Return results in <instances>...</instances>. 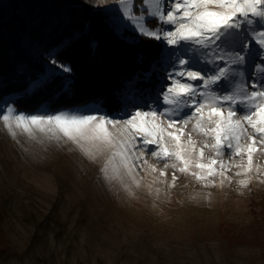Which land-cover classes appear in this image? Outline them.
<instances>
[{"label":"rangeland","instance_id":"rangeland-1","mask_svg":"<svg viewBox=\"0 0 264 264\" xmlns=\"http://www.w3.org/2000/svg\"><path fill=\"white\" fill-rule=\"evenodd\" d=\"M97 1L115 18L118 29L133 27L142 33V25L158 34L164 53L152 68L160 80L157 90H148L152 78L142 95L133 78L125 81L121 108L115 114L92 102L57 111L40 107L29 113L16 109L11 95L0 102V228L5 243L0 264H262L259 247L229 250L219 230L225 224L227 229L250 235L254 218L250 201L264 193V144L255 145L251 162L246 151L237 153L235 141L232 147L223 141L218 155L211 135L192 131L196 120L189 119L192 109L185 107L179 115L157 117L166 131L178 133L182 148L167 136L159 144L170 153L181 151L182 159L190 162L181 172L185 165L174 155L152 156L158 145L145 146L134 129L123 125L137 111L164 113L172 107L164 103V92L172 83L170 74L181 70L180 59L192 61L186 69L207 76L218 67H228L229 74L221 83L237 73L239 64L223 65L215 45L183 41L168 45L163 34L172 25L164 23L155 30L144 25L147 18L155 17L150 15L157 11L155 0H145L148 13L140 15L129 9L133 0ZM173 6L172 0H160L159 10L166 14ZM245 26L249 25L242 23L237 39L264 31L261 23L242 30ZM64 68L57 66L59 71ZM260 68L264 62L254 63L249 79H243L244 94H251L253 82L264 80ZM176 79L183 81L182 77ZM221 83L200 89L205 95L196 99L212 103L209 93L233 94L229 87L222 90ZM227 108L225 105V113ZM202 114L207 116L208 111ZM4 115L10 117L7 125ZM16 115H93L119 123L115 128L106 125L113 133L109 145L92 140L73 142L54 125L38 127L24 122L18 127ZM168 119L189 122L168 128ZM213 127L208 122L202 125L206 131ZM244 127L248 132L239 143L247 146L254 133L246 123ZM198 164L210 165L213 174H208L207 167H196ZM197 175L204 178L196 179Z\"/></svg>","mask_w":264,"mask_h":264},{"label":"trees","instance_id":"trees-1","mask_svg":"<svg viewBox=\"0 0 264 264\" xmlns=\"http://www.w3.org/2000/svg\"><path fill=\"white\" fill-rule=\"evenodd\" d=\"M89 2L0 0V102L11 95L14 107L27 113L40 107L57 111L92 102L108 114H115L121 108L125 81L133 78L142 95L148 78H152L148 90H157L160 80L152 68L162 59V40L138 33L133 27L118 29L105 5L97 0ZM129 9L136 15L148 13L145 0H133ZM144 25L155 30L164 23L149 17ZM233 31L235 42L221 46L228 56L240 53L245 60L220 88L229 87L242 100V81L249 79L254 63L264 62V48L254 39L258 33L237 39L240 31ZM58 65L69 70L59 71ZM250 208L254 216L250 235L227 229L225 224L220 225L219 234L229 250L236 246L259 247L264 264V193L251 199ZM1 231L0 251L5 248Z\"/></svg>","mask_w":264,"mask_h":264},{"label":"snow or ice","instance_id":"snow-or-ice-1","mask_svg":"<svg viewBox=\"0 0 264 264\" xmlns=\"http://www.w3.org/2000/svg\"><path fill=\"white\" fill-rule=\"evenodd\" d=\"M155 3L157 11L150 13V15L157 17L165 24L173 26L172 30L163 34L168 45H175L181 41L195 43L196 45H215L216 49L219 50L216 52L217 59L226 63L239 64L245 60V56L240 53L228 56L221 46L222 44L235 42L233 30L241 29L242 23L249 26L254 23H261L264 26V0H172L174 6L167 10L166 14L159 10L160 0H155ZM136 19L139 21L142 18ZM140 31L148 37L159 39L157 33L145 30L142 25ZM254 39L261 48H264V31L256 34ZM242 47L249 48L248 45H242ZM191 63V60L180 59L181 70L175 71L169 76L172 83L164 92V103L172 106L169 110L164 113L137 111L124 120L123 125L134 129L139 141L145 146L149 144L158 145V150L153 151L152 156L160 157L162 154V157H167L174 155L178 161L185 165L179 171L185 172L190 162L182 159L181 151L170 153L162 144H159V140L167 136L169 139L176 141L178 149L182 148L178 133L166 131L162 126L163 121H158L157 117L179 115L183 108L187 107L192 109L189 119L196 120L192 131L199 132L204 136L211 135L215 141L212 147L216 149L218 155L223 146V141H228V147H232V142L235 141L237 153L246 151L249 154V162H251V154L257 151L255 145L257 143L264 144V80L259 83L253 82L252 88L254 90L250 95L245 93L242 100L237 99L233 94L215 96L209 93L213 102L207 103L202 99H196L197 96L203 97L205 95L200 89L210 88L212 85L221 83L228 76L229 68L218 67L213 75L207 76L201 71L188 70L184 67ZM64 70L68 71L69 69L65 66ZM258 71L264 73V68H260ZM176 77H182L183 81L177 80ZM196 81L201 83L198 85L194 83ZM225 105L228 106L226 113L224 111ZM205 109L208 111L207 116L202 114ZM238 113H240L239 116ZM2 118L7 125L10 117L4 115ZM14 119L17 121L18 127L24 122L38 127L45 124L54 125L64 137L73 142L92 140L109 145L113 143V133L108 130L106 125H112L115 128L119 123L104 116L97 117L93 115L31 117L16 115ZM188 122L189 120L175 121L168 119L167 127L174 128L177 124L183 126ZM205 122L214 124L211 131L202 128ZM245 123L252 129L254 135L249 137L252 141L250 145L242 146L239 141L248 132V129L244 127ZM27 130L26 127L25 131ZM179 135H184V133L180 132ZM187 135L191 138V133ZM196 167H207L208 174H213L210 165L198 164ZM195 178L203 179L204 177L197 175Z\"/></svg>","mask_w":264,"mask_h":264}]
</instances>
